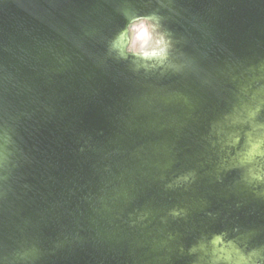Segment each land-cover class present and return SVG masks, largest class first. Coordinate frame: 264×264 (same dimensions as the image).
Listing matches in <instances>:
<instances>
[{
    "label": "clouds",
    "instance_id": "clouds-1",
    "mask_svg": "<svg viewBox=\"0 0 264 264\" xmlns=\"http://www.w3.org/2000/svg\"><path fill=\"white\" fill-rule=\"evenodd\" d=\"M127 51L145 57H163L167 41L164 35L155 33L151 21L140 19L129 26Z\"/></svg>",
    "mask_w": 264,
    "mask_h": 264
}]
</instances>
